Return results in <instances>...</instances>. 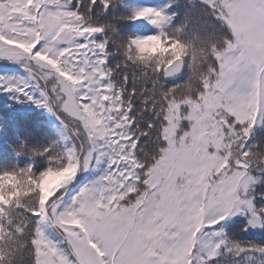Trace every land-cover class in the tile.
Returning <instances> with one entry per match:
<instances>
[{"label":"snow or ice","instance_id":"snow-or-ice-1","mask_svg":"<svg viewBox=\"0 0 264 264\" xmlns=\"http://www.w3.org/2000/svg\"><path fill=\"white\" fill-rule=\"evenodd\" d=\"M0 264H264V0H0Z\"/></svg>","mask_w":264,"mask_h":264}]
</instances>
